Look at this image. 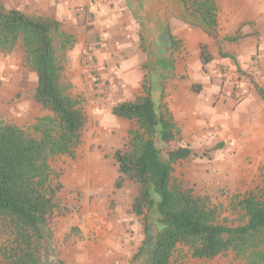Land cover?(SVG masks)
I'll return each mask as SVG.
<instances>
[{"label":"rangeland","instance_id":"rangeland-1","mask_svg":"<svg viewBox=\"0 0 264 264\" xmlns=\"http://www.w3.org/2000/svg\"><path fill=\"white\" fill-rule=\"evenodd\" d=\"M46 2L0 0L3 11L20 6L27 15L54 19L60 14L61 28L75 42L63 61L62 84L80 100L88 119L75 157L50 160L52 184L61 188L57 208L48 219L49 239L40 249L42 264H131L146 241V231L143 219L131 213L136 186L126 183L120 190L114 188L113 154L135 125L114 117L111 108L142 97L144 87L157 100L168 95L174 82L192 93L206 88L223 95L228 90L231 98L238 99L240 85L250 86V80L258 78L251 68L258 67L260 60L252 50L247 69V60L236 55L238 43L225 56L217 44L221 53L202 68L197 48L185 36L190 31L205 32L204 27L178 0ZM61 2L55 11V4ZM245 26L256 30L255 17ZM170 35L174 49L169 47ZM35 86L36 75L25 65L19 46L9 55L0 54L1 125L29 132L38 118L49 115L32 100ZM233 139L189 140L194 154L176 164L173 173L174 179L207 196L219 212V221L230 226L243 223L237 202L246 194L264 191L260 149ZM181 146L186 145L176 142L171 147ZM170 264L245 263L231 252L198 260L187 248L178 247Z\"/></svg>","mask_w":264,"mask_h":264},{"label":"trees","instance_id":"trees-1","mask_svg":"<svg viewBox=\"0 0 264 264\" xmlns=\"http://www.w3.org/2000/svg\"><path fill=\"white\" fill-rule=\"evenodd\" d=\"M178 1L206 32L216 31L214 0ZM74 43L53 18L0 8V54L21 48L25 65L36 75L32 100L49 113L38 118L29 132L0 124V264H42L40 249L49 239L48 219L57 208L61 188L52 184L50 160L74 158L88 123L80 100L62 84L63 61ZM175 45L170 35L169 47ZM199 49L204 68L213 56L207 45L200 44ZM143 89L142 97L111 108L114 117L135 125L113 154L114 188L120 190L126 183L136 186L131 213L143 219L145 231L151 226L153 236L148 247L144 243L138 249L131 264H170L178 247L187 248L198 260L231 252L245 264H264V191L246 194L237 202L242 224L220 222L207 196L173 178L174 166L193 151L187 146L171 147L180 139L179 129L162 96L156 100L149 88Z\"/></svg>","mask_w":264,"mask_h":264},{"label":"crops","instance_id":"crops-1","mask_svg":"<svg viewBox=\"0 0 264 264\" xmlns=\"http://www.w3.org/2000/svg\"><path fill=\"white\" fill-rule=\"evenodd\" d=\"M214 1L218 7L216 31H190L185 36L188 38L187 42L192 48H197V53L200 52V44L207 45L213 59L221 53L218 47L216 49L217 44L225 56L224 53H229V49L235 48L232 45L238 43L240 49H237L236 55L242 60H247V69L250 54L254 50L260 61L258 67L251 70H257L255 74L258 78L255 81L250 80V86L240 85L238 99L231 98L228 90H225L223 95H218L210 89L204 88L203 91H199L198 88L195 94L190 89L180 87L178 82H174L175 86L170 88L168 95L160 96L179 129L178 142L182 145L185 143L192 150L189 145L191 139L211 142L217 137L226 140L234 138L233 141L237 138L238 144L252 143L258 146L264 158V100L254 87L255 84L264 96V0H223L222 3L219 0ZM61 4L62 2L55 4V11L62 7ZM20 8L19 6L13 9L21 11ZM252 16L257 23L256 30H249L245 26ZM60 18V14L54 16L59 22ZM235 36H240L237 41H226V38ZM215 95L219 98L216 99Z\"/></svg>","mask_w":264,"mask_h":264},{"label":"water","instance_id":"water-1","mask_svg":"<svg viewBox=\"0 0 264 264\" xmlns=\"http://www.w3.org/2000/svg\"><path fill=\"white\" fill-rule=\"evenodd\" d=\"M152 234H151V226L149 225L147 227V230H146V242H145V246L148 247L152 241Z\"/></svg>","mask_w":264,"mask_h":264}]
</instances>
